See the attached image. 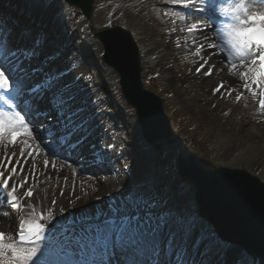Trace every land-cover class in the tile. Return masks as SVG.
<instances>
[{"label":"snow or ice","instance_id":"6c2138e0","mask_svg":"<svg viewBox=\"0 0 264 264\" xmlns=\"http://www.w3.org/2000/svg\"><path fill=\"white\" fill-rule=\"evenodd\" d=\"M170 2L206 15V20L201 16L199 22L188 25L190 35L202 30L206 32L212 26L208 21L214 23L218 18V10L231 19L223 30H213L218 34L223 31L225 38L220 47L226 54V62L231 64L232 74L235 75L238 67L245 69L239 78L246 91L254 97L261 96L260 109L264 112V10H254L264 6V0L259 3L257 0H236L230 7L219 9L217 0ZM24 3L28 7L16 16L0 13V145H19L22 159L26 151L28 157L34 158L33 145L54 157L60 156L65 149L82 152L87 146L90 156L95 158V145L89 143L90 138L97 124L105 132L111 126H105L98 118L94 123L96 113L89 112L86 99L80 96V85L92 77L77 75L74 80L64 83L67 70L44 72L43 68L33 66L48 41L46 31L37 32L33 27L36 23L32 18L33 10L40 8L42 12H48L50 22L61 32L74 31L78 13L69 11L74 8L72 0H24ZM54 4L58 6L53 7ZM195 12L187 15H195ZM185 18L180 17L181 20ZM177 44L179 46V41ZM105 45L113 58L121 55L118 43L109 44L105 40ZM89 47L95 49V44ZM208 47L216 48L217 45L210 43ZM202 49L203 45L195 53L197 57L201 56ZM60 54L62 49L50 54L46 60L51 62ZM100 54H104L103 49ZM77 57L83 66V56L78 49L69 53L70 60ZM206 63L197 68V74ZM69 67L75 69L76 64L71 63ZM37 72H42L43 77L40 83L33 84L31 77ZM204 74L212 75V69ZM87 87L92 88L91 85ZM223 87V83L216 86L214 94ZM232 91L235 89H230L229 94ZM240 99L238 95L237 101ZM24 136L31 143L22 140ZM53 144L60 145L59 152ZM106 147L116 149L117 146L109 144ZM150 150V146L145 149ZM15 155V152L11 156L6 154L7 165L12 164ZM120 158L123 159V155ZM16 163L19 165L20 161ZM44 165L47 168L49 161L45 160ZM0 167L6 168L3 161H0ZM123 168L127 169L128 165L124 164ZM20 171L23 172V168ZM16 174L17 168L11 167L9 176L4 179V171H0V189H8L9 180ZM226 179L237 184L242 182L234 177ZM193 192L194 184L184 176L180 161L164 158L160 163L150 165L135 183L130 180L119 196H110L103 204L94 206L95 210L81 209L66 222L57 221L62 226L52 231L45 223L46 220L51 222L52 214L45 217L43 212L36 213L34 206L22 204L17 187L13 185L7 192L11 208L25 209L31 218L19 220L18 231L14 233L16 241L0 232V264H237L231 243L224 241L195 209ZM33 195L29 188L26 198ZM260 199L264 206V192ZM251 264H256L254 257Z\"/></svg>","mask_w":264,"mask_h":264},{"label":"rangeland","instance_id":"374dc122","mask_svg":"<svg viewBox=\"0 0 264 264\" xmlns=\"http://www.w3.org/2000/svg\"><path fill=\"white\" fill-rule=\"evenodd\" d=\"M177 6L170 0H94L90 19L86 20L75 7L69 9L70 12L78 13V17L75 18L74 31H60L65 38L64 43L59 36L49 35V42L57 50L62 49V54L67 59L74 50L78 49L82 54L83 66L79 57L69 61L76 64L77 75L92 77L83 82H93L94 77L98 80V85L90 92V98L86 101L87 104L91 103V108L95 107L93 112H100L99 117L105 126L111 127L104 137L97 124L93 135L96 147L102 149V146L111 142H124L128 136L126 141H129V137L133 138L130 142L136 147L127 148V160L132 164H139V168L145 171L164 158L181 156L187 159L192 156L208 171L224 164L228 169H244L264 183V113L256 114V98L250 96L251 92L246 91L244 85L236 88L233 96L216 95L213 100L207 92L201 91L202 81L194 78L191 67V63L196 61L192 55L196 51L191 46L180 44L184 36L190 38V35H187L189 24L182 23ZM53 7H56L55 4ZM39 12L43 17L49 14L36 8L35 13ZM194 16L202 15H192L193 18ZM193 22L194 20L191 23ZM114 26L122 27L132 35L140 53L143 86L162 100L163 110L173 130L172 137L163 139L154 146L148 145L141 138L136 111L127 105L122 96L118 74L100 59L103 46L95 34ZM213 34L211 29L207 37ZM92 44H95V49L89 47ZM48 56L49 53L39 59L41 66L48 63ZM55 66L60 67L59 64ZM235 75L237 79V74ZM238 95L241 96L239 101ZM111 113L114 118L110 117ZM149 146L151 150L145 151ZM116 168L121 170L118 165ZM113 177V174L109 175L110 182L100 188H95L96 184L78 188L71 198L64 196L59 206L64 202L68 203L70 207L67 211L77 214L80 208L98 205L95 198L102 191L113 189L121 193L125 189L122 186H129ZM37 182L39 181L33 180L24 183L30 186ZM194 193L195 190L193 200ZM194 205L197 210L195 201ZM4 215L5 213H0L4 218L3 226L7 223ZM206 223L209 224L207 221ZM231 246L239 249L237 259L241 257L252 260L254 257L256 264H264V259L250 255L244 247L236 243H231Z\"/></svg>","mask_w":264,"mask_h":264},{"label":"water","instance_id":"95a60500","mask_svg":"<svg viewBox=\"0 0 264 264\" xmlns=\"http://www.w3.org/2000/svg\"><path fill=\"white\" fill-rule=\"evenodd\" d=\"M72 3L91 16L93 0H72ZM106 33L110 35L105 36ZM98 37L104 44L106 62L121 77L126 100L137 110L147 141L155 143L170 137L173 133L160 99L143 88L139 52L131 35L118 28L103 32ZM119 38L123 39L118 41ZM105 40L121 46L118 58L109 54ZM181 170L195 186L199 214L215 227L223 239L238 243L264 258V206L260 199L264 184L259 178L245 170L223 167L206 171L193 157L183 159ZM228 177L239 178L242 182L234 183L226 179Z\"/></svg>","mask_w":264,"mask_h":264},{"label":"bare ground","instance_id":"6f19581e","mask_svg":"<svg viewBox=\"0 0 264 264\" xmlns=\"http://www.w3.org/2000/svg\"><path fill=\"white\" fill-rule=\"evenodd\" d=\"M10 5H17L19 6L21 9H25L28 6L24 3V0H0V13H4L7 11L8 9V4L6 2H10ZM7 4V5H6ZM55 6H58L57 4H55ZM206 7V5H204ZM219 8H223L222 5H218V9ZM35 10H33L32 12V18L36 21V23L33 26L36 25H41V26H45L44 29L46 32H48L50 35L52 34H57L60 38V41L62 43H64L65 38L64 36L61 35L60 30L54 28V26L52 25V23L50 22V14H46V16H42L41 12H39V14L35 13ZM254 10H264V6L259 7L258 9H254ZM218 12L220 13V11L218 10ZM217 12V13H218ZM180 17L181 16H185L186 18L184 20H181L182 23L184 25L187 24H191L193 17L189 16L183 12L180 11ZM218 13V14H219ZM40 15V16H39ZM200 17H194V22H199ZM218 21V20H217ZM216 22V21H215ZM232 21H230L229 23H231ZM217 25L214 24L213 26ZM224 25L222 27H220L219 29L223 30ZM209 29H207V31H200L198 33H195L194 36L190 35L187 32V35H190L189 37L184 36L182 38V40H180V44H184L187 47L191 46L194 48V50L197 52L198 49H200V46L203 45V49L201 51V56L197 57L194 53L192 55H194L196 61L195 63H191V67L192 72L194 74V78L195 79H199L200 81H202V88L201 91L203 92H207L210 97L211 100L214 99V97L216 95H226L228 94L229 96H233L235 91H232L231 94H229V90L230 89H236L238 88L240 85H244V82H240L241 80L238 81V79H236V75H232L231 72V64L226 62L225 60V53L223 51V49L220 47V45L223 43L224 41V35H223V31H221L219 34L216 31V35L214 37V39L212 41L209 40L208 33H209ZM218 29V28H217ZM123 38H119L118 41L122 40ZM193 41H195V43H193ZM210 43H215L217 45L216 48H209L208 45ZM45 49V53L50 52V53H55L56 48L50 46L49 44H45V47H43ZM138 49V48H137ZM213 49L214 53H212L213 51L211 50ZM62 56V55H61ZM215 57V59L213 57ZM58 63L59 65H61L64 69L69 71V81L74 80L75 76L71 73V69L69 67V65L65 64V61L63 59H61V57H58ZM207 61V63L205 64L204 69L197 74V68L200 67L201 64H204V62ZM39 65V64H38ZM41 67V66H39ZM212 69V75L210 76H206L204 73L209 69ZM242 68H236L235 69V74L237 71H239ZM175 78V76H172ZM223 83L224 87L221 88V90L219 92H216L214 94L213 89L218 86L219 84ZM182 89V88H181ZM184 90V88L182 89ZM185 92V91H183ZM250 96H253L252 93ZM194 99V98H193ZM191 99V100H193ZM142 100V99H140ZM142 102L144 103V101L142 100ZM90 113L92 111H89ZM104 137L107 136V134L104 132L102 134ZM90 144H94L95 145V140L93 137L90 138L89 141ZM53 146V145H52ZM6 154L7 156H11L10 153L6 150H4L2 148V145H0V161H3L4 164L6 165V168L4 167H0V171H4V175L9 176L10 171H11V167H16L17 168V174L14 175L12 177V181L15 182L16 180H25V177H27V182L28 181H33V180H40V181H44L45 183L43 185L48 186L49 188L46 189H42V191L44 190V192H40L38 193L36 196L38 198V200L45 206H49L52 207L54 209V214H56L57 218L59 219V221H63L68 217L66 210L70 207V205L68 203H65L61 206L60 202L62 201L61 199L64 198V196H70V198L75 195L74 193L76 192V190L80 187H87L90 186L92 184H96L95 188H100L102 186H104L105 183L109 182V179L103 175H99V174H95L94 172L92 174H94L93 176H86L81 174L80 170H81V164L80 161L82 158V155L88 156L89 155V149L88 147L84 146L83 151L81 152L80 149H78L77 153H75V155H71V159L73 161V165L71 166L70 164L63 162V161H57V166H55L54 168H51L49 172L45 173L42 172L40 170V160L42 158H45V153L40 152L38 150H34V158L33 157H28L26 156L25 158H21L16 157L12 160V164L9 166L7 165V159H6ZM19 160L20 164L17 165L16 161ZM26 160V162H25ZM71 161V160H70ZM44 164V163H43ZM222 166H226V165H222ZM23 168V172L20 171V169ZM91 169L88 168V171H90ZM76 172V174H75ZM78 178V180L75 182L74 179ZM108 179V180H107ZM12 182V184H14ZM114 185H116L115 183H113ZM46 190V191H45ZM75 190V191H74ZM53 201H55V205L53 206ZM95 205H90L89 209L95 210ZM61 209H63L64 214L61 215ZM81 212V208L79 209V211L77 212V214H79ZM14 219H15V211L11 210L9 211V213H7V216L5 217V221L7 223H5V227L10 228L11 225H13L14 223ZM3 222L2 219L0 218V223ZM233 252L237 255L239 253V249L236 247H232ZM34 264V262H33Z\"/></svg>","mask_w":264,"mask_h":264}]
</instances>
